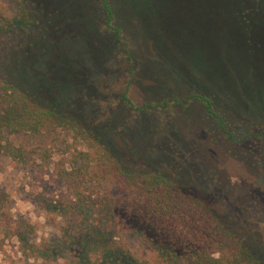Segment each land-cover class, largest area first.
<instances>
[{
  "label": "rangeland",
  "instance_id": "rangeland-1",
  "mask_svg": "<svg viewBox=\"0 0 264 264\" xmlns=\"http://www.w3.org/2000/svg\"><path fill=\"white\" fill-rule=\"evenodd\" d=\"M28 2L38 22L0 43V68L94 130L125 167L159 171L199 198L264 262V0H110L131 56L102 30L95 0ZM126 84L136 105L177 101L135 113L121 99ZM193 93L212 109L184 101ZM10 138L36 154L66 137ZM52 168L0 154V191L36 241L59 238L39 202L63 191ZM10 233L0 221V264H73L27 258ZM124 240L149 255L137 237Z\"/></svg>",
  "mask_w": 264,
  "mask_h": 264
},
{
  "label": "trees",
  "instance_id": "trees-1",
  "mask_svg": "<svg viewBox=\"0 0 264 264\" xmlns=\"http://www.w3.org/2000/svg\"><path fill=\"white\" fill-rule=\"evenodd\" d=\"M95 1L102 12V30L131 56L133 42L126 39L110 0ZM5 2L0 1V43L20 31L27 33L38 22L28 0ZM121 99L135 113L166 109L177 101L136 105L128 84ZM189 100L212 109L201 94H190L184 101ZM19 132H57L66 138L60 143L52 140L35 154L36 148L12 141L10 136ZM0 154L17 163H52L54 179L63 189L56 197L39 201L51 220L58 219L56 241L31 239L33 224L21 215L14 218L8 194L0 191V221L27 258L53 262L63 257L73 264H264L199 198L183 192L159 171L125 167L94 130L52 102L43 103L36 92L1 68ZM127 236L144 242L149 255H135L125 243Z\"/></svg>",
  "mask_w": 264,
  "mask_h": 264
}]
</instances>
